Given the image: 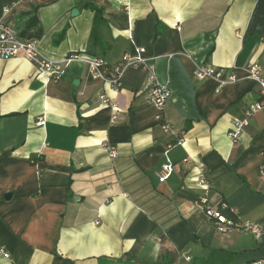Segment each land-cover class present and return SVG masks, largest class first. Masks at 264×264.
Instances as JSON below:
<instances>
[{"label":"crops","instance_id":"obj_1","mask_svg":"<svg viewBox=\"0 0 264 264\" xmlns=\"http://www.w3.org/2000/svg\"><path fill=\"white\" fill-rule=\"evenodd\" d=\"M0 21L62 63L56 79L0 58V264L264 259V111L229 136L258 99L246 66L264 76V0H0ZM138 48L170 90L160 121L144 69L124 68L116 91L85 59L112 67ZM71 53L80 58L64 64ZM195 63L235 80H200ZM166 153L173 171L161 182ZM200 179L209 202L256 231L217 230L195 206Z\"/></svg>","mask_w":264,"mask_h":264},{"label":"built area","instance_id":"obj_2","mask_svg":"<svg viewBox=\"0 0 264 264\" xmlns=\"http://www.w3.org/2000/svg\"><path fill=\"white\" fill-rule=\"evenodd\" d=\"M23 0H18L21 2ZM9 10L5 8L4 12ZM143 48L135 49V53H125L122 59L113 65L108 67L105 65L104 61L100 57H90L85 58L89 63L91 70L104 78V80L112 86L116 91H120L121 88V76L122 71L126 67L142 68L148 73V79L143 85L142 90L145 92L149 103L158 110L157 120H161L160 111L163 109L167 100L170 97V90L167 86L160 84L155 76L154 65L148 63L146 58L142 56ZM21 56L28 60L29 62L35 64L40 71H44L49 77H54L56 79L60 78L62 73V63L52 62L45 59L39 53L37 43L30 40H21L17 37L15 30L0 21V58H11ZM80 58L79 54L71 53L68 58L64 59V64H67L72 59ZM249 78L254 80L258 86V99L253 107L244 112V116L233 120L229 136L236 140L240 135L241 131L245 126L248 125L249 117L255 111H264V76L261 75L259 67L255 63H250L246 66ZM193 74L198 79H214L220 85H223L229 81H234L233 75L227 78L223 77V70L205 63H195ZM103 97V96H101ZM108 102L113 108H117L118 105L114 101ZM113 119L116 118L114 115ZM164 132L170 129L167 123H162L161 125ZM114 151H110V157H115ZM173 171V164L169 160L167 153L165 154L164 161L160 164L159 169L156 172V176L159 181L163 182L170 177ZM202 186V194L195 201V206L203 211L210 219H212L217 230L224 232L229 229H244L256 231L254 226L248 223H241L236 216L235 209L226 202H220L218 205H214L208 200V193L210 186L204 180H199ZM183 259L186 262H190V257L184 255ZM198 264V263H196ZM250 264H264V259H258Z\"/></svg>","mask_w":264,"mask_h":264},{"label":"trees","instance_id":"obj_3","mask_svg":"<svg viewBox=\"0 0 264 264\" xmlns=\"http://www.w3.org/2000/svg\"><path fill=\"white\" fill-rule=\"evenodd\" d=\"M87 7L91 8L94 13H95V17H96V20L98 19V15L101 14V9L100 8H97L96 6L92 5V4H86Z\"/></svg>","mask_w":264,"mask_h":264},{"label":"water","instance_id":"obj_4","mask_svg":"<svg viewBox=\"0 0 264 264\" xmlns=\"http://www.w3.org/2000/svg\"><path fill=\"white\" fill-rule=\"evenodd\" d=\"M74 12H77V10H76V9L72 10V14H73Z\"/></svg>","mask_w":264,"mask_h":264}]
</instances>
